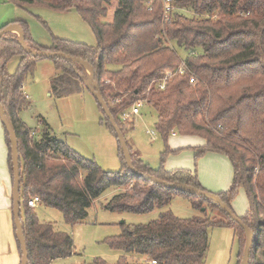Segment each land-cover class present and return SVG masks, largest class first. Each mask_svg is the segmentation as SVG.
Here are the masks:
<instances>
[{
	"label": "trees",
	"instance_id": "16d2710c",
	"mask_svg": "<svg viewBox=\"0 0 264 264\" xmlns=\"http://www.w3.org/2000/svg\"><path fill=\"white\" fill-rule=\"evenodd\" d=\"M13 1L20 7L36 4L57 12L75 10L88 25L96 47L54 38L50 48H43L31 38L26 23H15L29 49L64 53L92 67L98 90L124 137L130 130L122 118L126 111L139 102L154 110L155 131L164 143L160 166L152 169L126 141L136 171L206 192L195 170L164 169L165 158L178 152L168 146L172 134L204 140V146L195 150V161L207 153L228 159L232 183L216 196L231 209L238 191L245 192L249 208L240 219L254 231L249 264H264V0H172L176 10L165 22L159 0L150 9L147 0H115L119 8L110 22L106 20L107 6L114 0ZM171 42L187 52L185 59L170 47ZM16 56L20 60L11 74L7 64ZM39 60L21 50L16 34L0 37V103L18 139L20 220L29 264H51L73 253L71 235L40 221L35 209L27 205L30 198L38 197L40 206L60 212L64 223L74 226L88 218L94 201L107 191L118 192L103 205L111 213L160 211L177 194L195 210L201 211L207 204L209 211L218 212L211 218L180 219L167 210L147 224L122 223L120 235L105 240L110 250L122 254L116 264H204L211 227L234 230L236 264H240L244 232L214 201L133 175L120 147L121 167L110 172L53 137L46 125L40 137H33L19 113L28 105L23 85ZM51 61L58 71L51 81L57 98L88 90L82 66L65 59ZM180 67L183 74L175 73ZM163 79L164 89L159 90L157 84ZM97 105L101 123L115 136ZM5 141L12 179L6 131ZM203 212L206 214V208ZM92 264L108 263L95 258Z\"/></svg>",
	"mask_w": 264,
	"mask_h": 264
},
{
	"label": "rangeland",
	"instance_id": "374dc122",
	"mask_svg": "<svg viewBox=\"0 0 264 264\" xmlns=\"http://www.w3.org/2000/svg\"><path fill=\"white\" fill-rule=\"evenodd\" d=\"M118 8V2L115 0L107 6V22L112 20L113 13ZM183 12L186 16H192L189 12ZM16 22L26 23L31 38L43 48H50L54 38L85 44L89 47L97 45L91 29L75 10L57 12L36 4L20 7L13 0H0V28ZM12 33L18 36L17 30H13ZM169 45L182 60L188 55L174 42ZM18 60L16 56L8 62L7 68L10 73L15 71ZM109 68L116 69L117 66ZM84 74L87 78L86 85L93 88L90 71L84 69ZM56 75L58 71L49 59L36 62L32 73L23 85L28 105L19 113L20 120L33 131L34 138L40 137L43 126L46 125L53 137L65 142L82 157L93 160L104 171H118L121 167L119 146L115 136L101 123L102 115L95 98L88 90L57 98L51 86V81ZM115 102L117 103L118 100ZM131 110L132 107L125 112L129 115V118L124 120L125 128L130 129L125 139L146 164L152 169H158L164 143L155 131L156 113L144 102L138 108V115L130 114ZM0 126H2L1 122ZM151 132L153 135L150 134ZM175 135L178 136L175 139H179V135ZM189 140L203 144L197 137H190ZM6 151L7 153L0 149V178L8 175L10 182L8 148ZM180 152L165 158V170H170V167L195 170L202 188L212 195L229 189L232 182V168L225 157L216 153L212 155L207 153L195 161L190 150ZM183 158H187V163L181 162L180 159ZM9 187L11 191L12 182ZM116 193L118 192L107 191L102 194L89 209L88 218L74 226L65 224L60 212L37 205L35 212L40 221L54 224L59 231L70 234L72 238V255L55 260L51 264H92L95 258H101L108 264H116L122 254L110 250L105 240L120 235L122 223L125 225L147 224L155 220L159 213L167 210L180 219L205 218L206 216L211 218L218 214L216 211H209L207 204H204L201 211L195 210L184 196L178 194L166 208L144 215L111 213L103 210V205ZM204 208L207 210L206 214L203 212ZM248 208V199L245 192L240 189L231 202V209L238 218H242ZM208 237V251L204 264H236L238 241L232 228L211 227L208 229Z\"/></svg>",
	"mask_w": 264,
	"mask_h": 264
},
{
	"label": "water",
	"instance_id": "95a60500",
	"mask_svg": "<svg viewBox=\"0 0 264 264\" xmlns=\"http://www.w3.org/2000/svg\"><path fill=\"white\" fill-rule=\"evenodd\" d=\"M13 30H17L18 32V43L21 48V50L26 53L30 54L33 57L41 58V59H65L68 61H71L73 63L79 64L82 66L84 69L90 71L91 73V82L93 88L87 86L88 91L91 92L95 100L98 102L100 108L102 109L105 117L109 121V124L111 128L113 129L115 133V137L117 140V143L120 147L121 153L123 155L125 164L127 168L130 170V172L135 175V176H140L141 178L148 180L152 183H155L161 187L167 188V189H172L180 192H186V193H191L195 194L199 197L205 198V199H210L214 201L216 204L220 206V208L226 213V215L236 222L239 227L243 230L244 236H245V244H244V249H243V255L240 264H249L250 261V253L251 249L253 246V239H254V231L251 230L244 222L238 218L233 211L228 208L224 203L221 202V200L216 196L212 195L207 192L203 191H197L193 188L183 186V185H177V184H169L167 182H163L161 180H158L148 174H142L139 173L134 169L132 166V163L130 161V154L129 150L127 147V142L126 139L120 130V128L116 125V122L114 118L112 117L110 110L108 109L107 104L103 100L99 90H98V85L97 82L94 79V72L91 66L88 65L85 61H82L79 58L60 53V52H50V51H35L29 49L24 41V35L22 30L17 24L9 25L5 27L4 29L0 30V37H2L4 34L8 32H12ZM0 122L2 126L4 127V130L6 131V134L8 136L9 140V145H10V153H11V163H12V170H13V177H12V190H11V201H12V217H13V224H14V229H15V239L16 242L19 246V251H20V264H29L28 261V253L26 249V242L24 235L22 233V223L20 220V163H19V152H18V139L16 136V133L14 131V128L12 124L8 121L5 110L0 103Z\"/></svg>",
	"mask_w": 264,
	"mask_h": 264
},
{
	"label": "crops",
	"instance_id": "0c3cea01",
	"mask_svg": "<svg viewBox=\"0 0 264 264\" xmlns=\"http://www.w3.org/2000/svg\"><path fill=\"white\" fill-rule=\"evenodd\" d=\"M34 42L36 43V41H34ZM19 60H20V58H19ZM19 60H18V63H19ZM18 63H17V65H18ZM0 127H3V126H0ZM3 131H5L4 127L0 128V140H1V144H2L0 149L5 150V152L7 153L6 148H8V147H7V144L5 141V132H3ZM2 137H3V142H2ZM176 137H178V136H176L175 134H172L170 136V138H172V139L169 138L168 146H169L170 150L178 151V154L180 151L182 152L184 150H190L192 152L193 158H194L195 150L204 146V140L199 138V137H197V138L202 140L203 144H201V142H198V143L194 142L195 143L194 144L193 142H191V140H189L190 137H196V136H180L179 135V139H175ZM210 154L212 155L213 153H210ZM223 157H225V156H223ZM180 160H181V162H186V163L188 161L187 158H183ZM180 160H178V161L180 162ZM201 161H203V159ZM177 164H179V163H177ZM169 169L174 170V169H178V168L170 167ZM170 170H168V171H170ZM11 182H12V179L10 177V182H9L8 175H7V177H1L0 178V264H20V251H19V247H18V244L16 242V239H15L14 224H13V217H12V201H11V191H10V187H9V184ZM11 190H12V188H11Z\"/></svg>",
	"mask_w": 264,
	"mask_h": 264
},
{
	"label": "built area",
	"instance_id": "2783aa9c",
	"mask_svg": "<svg viewBox=\"0 0 264 264\" xmlns=\"http://www.w3.org/2000/svg\"><path fill=\"white\" fill-rule=\"evenodd\" d=\"M155 0H147L146 2V6L148 9L151 8V6L153 5ZM161 3H162V15H161V18H162V21L165 22V21H168L170 19V15L176 10L175 6H174V3L172 0H159ZM184 72V68L183 67H180L179 69L176 70V73L177 74H183ZM165 79L161 80L158 84H157V88L159 90H163L164 89V86H165ZM190 83H193L194 82V79L191 78L189 80ZM143 102H139L138 104L132 106V110H131V113L132 115H138L139 114V110L138 108L141 106ZM122 118L123 120H126L129 118V115H126L125 113L122 115ZM151 135H153V133L151 132L150 133ZM27 205L31 208H36L37 205H39V198L38 197H33V198H30L27 202ZM150 264H154V263H150Z\"/></svg>",
	"mask_w": 264,
	"mask_h": 264
}]
</instances>
